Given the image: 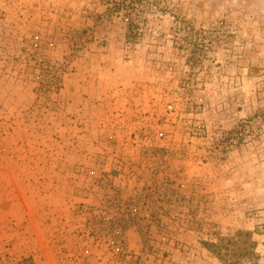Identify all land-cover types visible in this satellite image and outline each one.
I'll return each mask as SVG.
<instances>
[{"label":"rangeland","instance_id":"obj_1","mask_svg":"<svg viewBox=\"0 0 264 264\" xmlns=\"http://www.w3.org/2000/svg\"><path fill=\"white\" fill-rule=\"evenodd\" d=\"M0 264H264V0H0Z\"/></svg>","mask_w":264,"mask_h":264},{"label":"trees","instance_id":"obj_2","mask_svg":"<svg viewBox=\"0 0 264 264\" xmlns=\"http://www.w3.org/2000/svg\"><path fill=\"white\" fill-rule=\"evenodd\" d=\"M205 245L211 250V252L215 253L221 259L220 250L224 249H222L220 245H215L213 243H205Z\"/></svg>","mask_w":264,"mask_h":264},{"label":"built area","instance_id":"obj_3","mask_svg":"<svg viewBox=\"0 0 264 264\" xmlns=\"http://www.w3.org/2000/svg\"><path fill=\"white\" fill-rule=\"evenodd\" d=\"M165 109L169 112V113H172V111H173V107H172V105H171V103H166V105H165ZM181 187H183V184H181L180 185Z\"/></svg>","mask_w":264,"mask_h":264}]
</instances>
